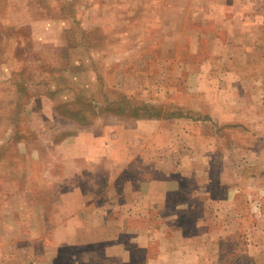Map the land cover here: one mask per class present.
I'll use <instances>...</instances> for the list:
<instances>
[{"label": "rangeland", "instance_id": "1", "mask_svg": "<svg viewBox=\"0 0 264 264\" xmlns=\"http://www.w3.org/2000/svg\"><path fill=\"white\" fill-rule=\"evenodd\" d=\"M0 264H264V0H0Z\"/></svg>", "mask_w": 264, "mask_h": 264}]
</instances>
